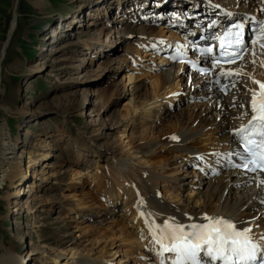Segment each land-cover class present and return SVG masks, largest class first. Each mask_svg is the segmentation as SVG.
<instances>
[{"label": "rangeland", "instance_id": "obj_1", "mask_svg": "<svg viewBox=\"0 0 264 264\" xmlns=\"http://www.w3.org/2000/svg\"><path fill=\"white\" fill-rule=\"evenodd\" d=\"M80 1L82 0H42L43 4L39 6L33 4V0H17V27L10 39L6 55L4 57L0 55V123L5 124V131L15 146H13L14 154L19 156L23 148L25 152H31L32 156L49 152L50 157L33 165L29 169L30 175H27L24 180H20L19 183L10 184L6 180L0 185V259L12 252L13 255H16V259H19L26 256L30 251H35L34 255L29 254L25 257L26 259L22 261V264H57L52 262L49 255L55 250L57 252L75 250L81 253L82 256H90L95 253V256L101 255L106 260L109 255L105 257V253L110 251V255H113L111 258L113 260L111 261L112 264H117V260L120 256L122 257V252L127 250L128 252H126L129 255L126 260H128L122 264H137V257L143 256V253H148L145 251V245H143V249L139 253L130 255L132 250L129 244L130 238L135 235H132L133 231L135 233V224L134 221L130 222L128 220L129 217L124 210H121V208L116 209L113 215H109L105 217L106 219L104 218V221H101L100 226L98 224L100 215L102 216L107 212L106 209L111 208V202L109 203L108 199L107 201L106 198L104 199L103 188L105 185L101 182V177L104 179L107 175L106 167L112 162L110 153L114 152V156L116 155V159L120 161H130V163L137 166L150 158H156L158 155L167 156L168 159L170 155L166 152L159 153L156 151L157 154L146 155L147 157L144 155L147 159L142 157L141 154H133L132 152L136 150L134 147L147 146L148 142L152 144L161 141V143L167 142V138L171 137L174 129L178 130L179 134L180 132L186 134L191 129H199L202 126L207 128L213 118V113L203 116V114H199L200 109L198 106L197 108L194 107L195 104H205L207 99L200 98L197 100L192 96L195 95V92H188V89H186L189 86L187 73L183 75L182 81L179 82L180 92H177L179 97L171 95L172 93L177 94L175 93L177 89L169 92L171 88H162L158 81L159 84L157 85L154 81L157 80L155 77L158 74L157 70L166 65L164 59L161 60V64H157L160 61L157 47H155L156 51L151 48L139 47L136 39L132 38L131 35L126 39V42L123 41L122 34L110 36L112 31L116 32L125 28L123 26L125 21L118 23L112 19L115 15L119 17L126 9V7H122V11L118 10L119 12H117L116 5L119 0H110L109 3H112L111 12L106 10L105 3L102 0H90V5L88 4L84 9H75V5ZM156 1L158 4L166 2V0ZM189 1L199 4L205 0ZM15 2L16 0H0V54L7 42L14 16ZM221 2L222 0H218V2L210 1V5L213 8H215V5L227 7L226 2H223L225 5H222ZM93 4L95 5L94 8L92 7ZM235 4L237 3H232L231 7H234ZM184 8L190 11L194 10L191 3H186ZM171 10H173L171 7L165 8V15L170 16L172 12H175ZM217 10L220 11V9ZM155 11L160 13L159 9H155ZM154 13L147 15L148 18L146 17L145 21H154V17H152ZM189 13L191 16L194 15V13ZM262 13V11H259L258 14L261 15ZM139 14L132 12L130 13L131 16H128L132 28L135 25L133 20ZM76 15H79V17L76 18L78 24L75 27L69 25L64 29L60 28V24L65 26L68 17ZM161 16H158L157 22H152L157 30L160 26L163 29L166 26ZM163 18H165L164 15ZM145 21L141 20L143 23ZM159 21L161 23H158ZM106 23H108L109 30L103 29L97 45L91 43V39H97L101 28ZM111 27L114 30H111ZM81 32L83 34L80 38L77 34ZM45 33L48 34L49 39L45 38ZM60 34L66 36L62 38L63 40L61 39V42L53 43L55 36L58 37ZM68 35H71V39L67 42ZM107 35L111 38L110 43H107L108 38H105ZM113 37L115 38L113 39ZM65 42H67V45H75L61 51L62 47L58 45ZM57 46L60 48V52L53 54L50 50L55 49ZM95 46L97 47L96 50ZM42 47L44 50L41 51ZM115 47L119 48L120 51L114 57H121L122 50L126 47H129V50L131 48V52L129 50L128 52L133 56L129 55L132 58L129 59L128 57L125 63L120 62L121 60L112 62L111 67L109 66L110 68L107 70L105 65H108L106 64L108 56L100 55L98 57L95 52L98 50L101 54L103 50L107 48L115 49ZM136 53L138 54L135 55ZM82 58H87V61L79 62ZM111 68H114V70H111ZM129 75L133 78L131 82L127 80ZM198 76L192 75V83H200ZM133 82L135 85L140 86V90L134 95L131 93V88L134 86ZM121 83L128 85L125 92L122 93L120 90L118 97L111 98L109 103L104 106L101 105V102L95 96L96 92H93V90L107 86L113 88L119 86L121 88ZM158 86L159 88H157ZM119 87L118 89H120ZM85 93L88 94V100L86 99L83 107L79 108L78 106L82 103V97ZM137 95L138 98L132 101L133 97ZM168 95H170L168 99L177 98H172L166 105L164 99L161 103L158 102L160 98ZM110 104L114 105L111 106ZM133 106H138L134 113L132 112ZM66 107H72V110H67ZM109 107H111V110L123 111L124 114L126 109L131 110L132 113H128L120 126L114 131H106L108 132V140L93 138L92 136L89 140H93V142L88 143V149H81L77 145L82 137L81 134L86 133V137L91 136L90 132L97 128V122H95L99 119L95 118L97 111L99 117L106 121L109 117L110 111L107 112ZM164 109L167 110L168 114H164ZM142 116L144 117L142 118ZM208 129H212L213 132L217 130L210 126ZM115 137L118 139V144H113ZM65 142L69 143L68 147ZM102 145L106 148L109 147V153L106 152L108 155L103 154V149L99 148ZM127 145L134 149L129 150ZM97 155L103 157V161L100 160L98 166L94 165L95 162L92 160L96 159ZM70 157H78L81 164L78 167L74 164H67ZM24 164H22V172H26L27 164L26 162ZM41 165L44 167L42 168ZM212 165L218 164L212 161L210 166ZM219 165H223V163H219ZM144 166L148 167V165ZM196 177L189 178L199 183L201 177L198 174ZM58 179L62 181V184L59 183V185L63 187L56 196L55 201L61 202L63 208L56 206L50 209L51 202L48 199L47 189L53 183L57 185ZM201 183H205V180L203 179ZM188 186L182 189L180 196H182V199L190 196V202L198 205L201 202L200 196L195 191L190 193L189 190H192L193 187L189 186V188ZM13 190L20 192L17 195L18 197H13L15 196ZM157 190L160 200L164 203L171 205L175 203L171 199L174 193L173 189H169L170 192L164 195L167 189L162 187V183H159ZM231 197H234L233 194ZM16 198L17 206L14 202ZM126 201L119 196V204L123 205ZM18 208L19 211H17ZM95 210L96 213H100L96 215L91 224L83 217ZM253 215H256L258 219L260 218L259 213L255 211ZM60 217L63 218L64 222L57 224L55 219ZM121 232L123 233L121 234ZM123 234H127L126 237ZM69 235L72 237L73 243L57 247L59 242ZM123 240L126 243L128 242V245L125 246ZM56 242L58 243L56 244ZM42 250H45L44 254L41 253ZM104 251L105 253H103ZM68 257L70 258V256ZM68 257L63 255L58 259V262H60L58 264H66L69 261Z\"/></svg>", "mask_w": 264, "mask_h": 264}, {"label": "bare ground", "instance_id": "obj_2", "mask_svg": "<svg viewBox=\"0 0 264 264\" xmlns=\"http://www.w3.org/2000/svg\"><path fill=\"white\" fill-rule=\"evenodd\" d=\"M210 1L218 2V0H205L197 4L189 0H166V2L158 4L156 0H119V2H117L116 5L117 9L120 12L122 11V7H126V9L123 10V14H121L119 17L115 15V17L112 18L118 23L123 21H125L126 23L125 22L123 23V26H125V28L116 32L112 31V33H110V36L115 34L116 36H119L120 34H122L124 37L123 41L126 42V39L131 35L132 38L136 39V43L139 47L148 48V49L151 48L154 49L155 51H156L155 47H157L158 50L157 53L160 54L158 58L160 59V61H158L157 64L159 63L161 64V60L164 59L163 61L166 63V65L165 67H161L159 70H157L158 74L155 76L157 80L154 81L156 83L158 81L162 88L163 87L171 88L169 92H172L174 89H177V91L175 90V93L180 92L179 82L182 81L183 75H185L186 73L188 74L189 77L187 78V83H189V86L186 87V89H188V92L191 91L192 93L195 92V95L192 96L197 100H199L200 98L208 100V101L206 100L205 104H201V105L195 104L194 107L197 108L198 106V108L200 109L199 114L200 115L203 114V116L207 115L208 113H213V118L209 122L208 127L210 126L217 129L216 131L213 132L212 129H208V127L206 128V126H202L199 129L195 127L196 128L195 130L194 129L188 130V133L186 134L181 132L179 134L178 133L179 131L174 129L172 130L171 137L169 136L167 138V142L164 141L163 143H161L162 142L161 141L160 143L158 142L155 144L148 142L147 146L134 147L136 150H134L132 153L141 154L142 157H145L146 155L147 156L155 155L157 154L156 151H158L159 153L166 152L167 154L170 155L168 159L166 158L167 156L165 157L162 155H158L156 158L153 159L150 158L145 162L142 161L143 164L138 166L130 163V161L129 162L120 161L116 159V155L114 156V152L110 153L112 162L110 163V165L106 167L107 177L105 176L104 179L101 177L102 179L101 182L102 184L105 185V187L103 188L104 199L106 198V201L108 199L109 203L111 202L110 203L111 208L106 209L107 212L104 213L102 216L100 215L98 224L100 226L101 221H104L106 219L105 217H108L109 215H113L116 209L121 208V210H124L125 214L129 217L128 220L130 222L134 221L135 224L134 227L135 233L133 231L132 234L135 235L132 238L129 237L131 239L129 247L132 250L130 255L131 254L135 255L139 253V251L143 249L142 248L143 245H145L144 246L145 251L148 253V254L143 253V256H138L136 260L137 264H161V259H164V264H165V262L167 261V254L164 258H161L157 255V252L159 251V246L153 243L152 236L149 232V226L146 225L145 221L149 220V223H151V221L154 220L157 225L162 226L163 222L168 220L169 217H174L177 222H181L185 225L191 223H196V224L207 223V221L204 219L205 216L223 218L229 220L236 225L237 230L242 231L244 228H250L252 230L250 233L252 242L256 243L260 251L264 253V239L261 238L262 235H264V185H259V181L261 179H264V177L257 173L254 174L242 173L234 169L230 162V158L236 157V153L238 152L235 136L233 135V133L235 130L239 129L242 125H246L248 121L251 119L250 114L245 115V113L250 112L249 102L251 98V92L249 91V89L259 91V86L253 83V80L264 82V66H262L261 63L262 60H264V57L261 56L253 57L251 55L252 49L255 47L256 51L259 52V48L258 46H254L250 43L248 47L249 51L244 55V57L246 56V58L243 57L242 60H240L238 63L234 64L231 67L223 66V68L226 70H231L234 73H239L238 76H233L228 80H225L222 76H220V67H217L216 69H212L211 58L208 57L207 59H205L204 57H200L201 59L199 64L207 69H211V72L209 75L198 76V81H200V83L194 84L192 83L193 80L192 75L196 76L197 74L189 71L185 65H179L176 67L171 65L164 58L166 53V49L163 48L164 44L159 45L161 41L162 42L165 41L169 42L171 40L179 41V42L182 41L181 38L180 39L178 38V33H176V30H178L179 28H184L185 30H187L188 27V29L191 32L196 31L198 27H203L204 29L212 30L214 27H211L210 25L213 22H215L217 25L220 23H224L229 19L230 16L236 19L246 20L254 26L256 25L261 26L260 22H264V0H233V1L222 0L221 4L225 5L223 4V2H226L227 8L230 11H233L234 14L232 13L219 14L221 12L213 8L210 5ZM102 2L105 3L106 10L111 12L112 3H109L110 0L109 1L102 0ZM234 2L237 4H235L234 7H231L232 3ZM89 3L90 0H82L75 5V9L76 8L84 9L85 7L88 6ZM186 3L187 4L191 3L192 6L194 7V10L190 11L188 9H185L184 5ZM33 4L42 6L43 3L42 0H33ZM92 7L94 8L95 5L93 4ZM167 7H171L175 11L172 12L170 16L165 15L164 9ZM14 8H15L14 16L11 23L9 35L7 33L8 35V38L6 40L7 42L5 43L4 48L1 50V54H0L3 57L6 55L10 43V39L12 38V35L17 27V11H16L17 2H15ZM155 9H159L160 13L156 12ZM259 11H262L263 13L260 15L258 14ZM132 12L140 13L133 20V23L135 24L133 25L134 28L130 26L129 24L130 19H128L130 18L128 16H131L130 13ZM189 12L194 13V15L191 16ZM151 13H154V16H152L154 17L153 18L154 21L146 22L145 20L148 18L147 15ZM163 15L165 16V18H163ZM158 16L162 17V21L166 25L165 29H163L160 26L159 30H157L155 24L152 25V22H157L156 19L158 18ZM171 16L172 18H168ZM77 17H79V15L68 17L67 22L65 21V26L60 24L61 25L60 28L64 29L69 25L75 27L78 24L77 23L78 21H76ZM177 17L185 18L187 19V21L183 22L182 20H179ZM252 19L254 23H252ZM141 20L145 22L143 23L141 22ZM90 25H98V24H90ZM107 25L108 23H106V25H104L101 28V31L97 39H91L92 41L91 43H95L96 45L97 43H99L98 39L100 35L103 33V29L104 30L108 29ZM111 30L114 29H112L111 27ZM82 34L83 33L81 32L77 35L80 37ZM65 36L62 34H60L58 37L55 36L53 43L57 44L58 42H61V39L64 38ZM110 36L107 35L105 37L108 38L107 43H110V39H111ZM47 38L49 39L48 34H47ZM114 38L115 37H113V39ZM70 39H71V35H68L67 42ZM67 42L58 45L62 47L61 51L65 50L70 46L75 45V44L67 45L66 44ZM58 46L50 51H52L53 54L60 52L59 50L60 48ZM198 47H199L198 44L193 43L191 45L188 44L185 48L188 49L187 51H189V53L194 55L198 51ZM96 48L97 47L95 46V50ZM42 50H44L43 47L41 48V51ZM128 50L129 47L123 49L122 50L123 53L122 55L120 54L121 57L119 58L114 57L116 53L120 51L119 48L117 47H115V49L107 48L106 50H103L101 54L98 50L95 53H97L98 57H100V55L108 56L106 59V64L108 65H105V68H107L108 70L111 67L110 66L111 63L116 60H121L120 62L125 63L130 55ZM129 51L131 52V48ZM138 53H136L135 55H137ZM130 58L132 57H129V59ZM253 60H255V63H252ZM84 61H87V58H82L81 61L79 62H84ZM241 65H243V67H241ZM111 70H114V68H111ZM218 76L220 77L219 84L215 83ZM127 77H128L127 78L128 82H131L133 80L132 76L129 75ZM233 80H238V83L235 84V87L232 86ZM159 83H157V85ZM187 83L185 82V84ZM225 84L227 85V88L224 91H221L222 85ZM121 85H122L121 88L119 86H114V88L107 86L105 88L97 89L95 91L93 90V92H96L95 95L96 98H98L99 101L101 102V105L104 106L105 104L109 103L111 98L118 97V95H120L119 94L120 90L122 93H124L125 89L128 88L127 87L128 85H125L124 83H121ZM118 87L120 89H118ZM157 88H159V86ZM131 89H132L131 93H133L134 95L138 93V91L140 90V86L135 85L134 83V86ZM225 92H227V94H224ZM171 95L178 96V93L177 94L172 93ZM169 96L170 95L160 98L158 102L161 103L162 100L164 99L166 100L165 101V105H166V103L170 102L171 99L173 98L171 96L172 98L168 99ZM87 97L88 94L86 95L85 93V95L82 97V103L79 104L78 106L79 108L83 107V104L85 103ZM136 98H138V95L136 97H133L132 101H134V99ZM110 105L113 106L114 104H110ZM139 105H143V104H139ZM71 108L66 107L67 110H72ZM110 108L111 107H109V109L107 110V112L109 111L110 112H109V117L106 119V121L99 117L97 111L95 115L96 119L99 118L95 121L97 122L96 125L97 128L90 132L92 134L91 136L86 137L87 135L86 133L81 134L82 137L80 138L79 144H77L81 149H85V150L88 149V143L90 144L91 142H93V140H89L91 139L92 136L93 138H105L106 140H108V132L106 131H114L117 127L120 126V124L126 118L128 113L131 112V110L126 109L124 111L125 112L124 114L123 111H115V110H111ZM137 109L138 106H133L132 112L134 113ZM163 112L165 114L167 113V110L164 109ZM144 116H142V118ZM5 129H6L5 124L0 123V185H2L3 182L6 180L9 181L10 184H14L15 182L19 183L20 180L22 181L25 179L27 175L28 176L30 175L29 169L32 168L33 165L39 163L40 161H45L48 157H50L49 152L45 154H39L37 156H32L31 152H25L23 148H22V152L19 154V156H17L16 154H14L13 151L15 146L12 144V141L9 135L6 133ZM172 137H176L177 139L174 140L172 139ZM65 143L68 147L69 143L67 142ZM113 144H118V139L116 137L113 139ZM99 148L103 149L102 151L104 152L103 154H106V152L109 153L108 152L109 147L106 148L103 147L102 145ZM134 148L128 147L129 150H132ZM77 156L79 157V155ZM78 157H73V158L70 157L67 161V164L70 165L74 164L77 165L78 167V165L81 164ZM198 158H202V159H198ZM92 160L93 162H95L94 165H97L100 160L103 161V157L101 155H97V158ZM212 161L213 163H216L218 165L210 166V162L212 163ZM24 162H26L27 164V167L25 168L26 172H22V164H24ZM219 163H223V165H219ZM144 165H148V167ZM197 174L198 176L201 177L199 179L200 180L199 183L191 180L192 178H197L196 177ZM203 179L205 180V183H201ZM61 182L62 181L58 179L57 185L53 183L49 185V189H47V193H49L48 199L49 202H51L50 209H53L56 206H58L59 208H63L61 202L55 201L57 199L56 196L58 195L59 192H61L63 187L62 185H59V183ZM159 183H162V187H166L167 189L164 195L170 192L169 189L174 190L173 196L171 198L174 200L175 202L174 204L172 205L166 204L162 200H160L159 193L157 190ZM188 185L193 187L192 190H189L190 193L195 191V193H197V195L200 196L201 202L198 205H194L193 204L194 202L193 203L190 202L189 200L190 196L183 199L182 196H180L182 189ZM13 191H14L13 194H15V196L13 197L14 198L18 197L17 195L20 192L15 190ZM232 194L234 196L233 198L231 197ZM119 196L124 198V200H127L126 203L123 202L124 203L123 205L119 204L118 202ZM16 201L17 198L15 199L14 202ZM141 201H143V204L140 203ZM15 205L17 206L18 203L16 202ZM17 211H19V208L17 209ZM254 211L256 213H259V217H260L259 219L256 218V215H253ZM99 213L100 212L96 213L95 210L89 213V215L87 214L83 218L87 219V221L91 223L96 218V215H99ZM149 216H151V219H149ZM189 217L191 219H189ZM55 222L57 224H61L62 222H64V220L62 217H60L55 219ZM64 225L66 226L65 223ZM122 233L123 232H121V234ZM136 233L138 235V238ZM127 234L129 235V233ZM126 235L124 236L126 237ZM65 237L59 242L57 247H61L62 245H71V243H73V239L70 235L67 238ZM59 238L61 239V236ZM123 241L125 243V246L126 244L128 245V242L126 243L125 240ZM57 243L58 242H56V244ZM105 251L103 253H105ZM126 251L122 252V257L120 256V258L117 260V264H122L128 260V259L126 260V258L128 257L129 254L127 253L128 251L127 252ZM33 253H35V251L33 252L30 251V253H28L26 256L19 259L18 258L16 259V255H13L14 254L13 252L11 254L8 253L9 254L8 256L0 259V264H22L23 263L22 261L26 259L25 257H27L29 254L32 256L34 255ZM41 253L44 254L45 250H42ZM94 254L95 253L91 255L89 254L90 256L87 255L82 256L81 253L75 250L74 251L68 250V252L67 250L65 252L64 251L57 252V250H55V252H53L52 254L50 253L49 255L52 258L51 259L52 262L57 264L60 263L58 262V259H60L63 255L66 257L70 256V258L68 257L69 261H67L66 264H112L111 261L113 260H111V258L113 257V255H110V251H107L105 253V257L106 255H109L107 260L101 255L95 256ZM123 254H125V256H123ZM78 255L81 256L76 257Z\"/></svg>", "mask_w": 264, "mask_h": 264}, {"label": "snow or ice", "instance_id": "obj_3", "mask_svg": "<svg viewBox=\"0 0 264 264\" xmlns=\"http://www.w3.org/2000/svg\"><path fill=\"white\" fill-rule=\"evenodd\" d=\"M210 26L215 27V22ZM233 27L239 28L238 25H233L226 29L218 37L219 54L211 55L212 69L220 67V76L225 80L238 76L239 73L226 70L221 67V64H235L249 51L243 33L234 32ZM249 42L259 48L257 52L254 47L251 55L264 57V25L260 26L255 38ZM200 52L207 59L213 53V48H204ZM180 62L186 61L181 59ZM187 63L191 62L187 61ZM252 63H255V60ZM261 63L264 66V60ZM192 67L196 69L197 66L192 64ZM197 70L204 75L210 74L207 68ZM215 83H220L219 76ZM236 83L238 80H233L232 86L235 87ZM253 83L259 86V91L249 89L250 112L245 115L250 114L251 119L247 125H242L233 133L243 151L236 153L239 163H233L232 167L239 168L245 173H264V82L253 80ZM226 88V84L222 85L221 91ZM172 139L177 138L172 137ZM259 185H264V179L259 181ZM140 203L143 204V201ZM204 219L207 223L185 225L177 222L174 217H169L162 226L157 225L154 220L151 223L146 220L152 241L159 246L157 255L164 258L166 254H170L174 257L172 264H212L216 261L222 264H255L260 249L256 243L252 242L250 228H244L241 231L237 230L236 225L231 221L223 218L205 216ZM261 238L264 239V235ZM161 264H164V259H161ZM260 264H264V253L260 254Z\"/></svg>", "mask_w": 264, "mask_h": 264}, {"label": "water", "instance_id": "obj_4", "mask_svg": "<svg viewBox=\"0 0 264 264\" xmlns=\"http://www.w3.org/2000/svg\"><path fill=\"white\" fill-rule=\"evenodd\" d=\"M16 2H17V0H16Z\"/></svg>", "mask_w": 264, "mask_h": 264}]
</instances>
